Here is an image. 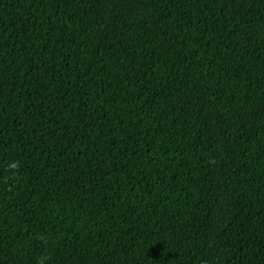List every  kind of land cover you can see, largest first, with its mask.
Wrapping results in <instances>:
<instances>
[{
    "label": "trees",
    "instance_id": "1",
    "mask_svg": "<svg viewBox=\"0 0 264 264\" xmlns=\"http://www.w3.org/2000/svg\"><path fill=\"white\" fill-rule=\"evenodd\" d=\"M0 264H264V0H0Z\"/></svg>",
    "mask_w": 264,
    "mask_h": 264
},
{
    "label": "clouds",
    "instance_id": "2",
    "mask_svg": "<svg viewBox=\"0 0 264 264\" xmlns=\"http://www.w3.org/2000/svg\"><path fill=\"white\" fill-rule=\"evenodd\" d=\"M18 167H19V163L18 162H14V163H12L10 165V168H12V169H18Z\"/></svg>",
    "mask_w": 264,
    "mask_h": 264
}]
</instances>
